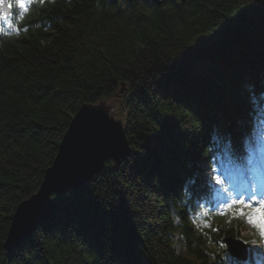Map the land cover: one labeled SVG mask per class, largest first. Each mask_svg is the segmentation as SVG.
Segmentation results:
<instances>
[{
	"label": "trees",
	"instance_id": "obj_1",
	"mask_svg": "<svg viewBox=\"0 0 264 264\" xmlns=\"http://www.w3.org/2000/svg\"><path fill=\"white\" fill-rule=\"evenodd\" d=\"M52 3L0 40V264H232L223 236L262 253L211 192L264 143V0ZM102 99L126 116L130 154L52 195L51 217L7 253L73 113Z\"/></svg>",
	"mask_w": 264,
	"mask_h": 264
},
{
	"label": "water",
	"instance_id": "obj_2",
	"mask_svg": "<svg viewBox=\"0 0 264 264\" xmlns=\"http://www.w3.org/2000/svg\"><path fill=\"white\" fill-rule=\"evenodd\" d=\"M112 108L107 107L106 102L83 104L73 115L38 191L20 203L11 217L4 242V248L5 244L9 245L6 251L48 220L56 207L49 199L50 194L60 196L61 192L88 185L103 170L105 161L112 160L116 169L129 155L123 133L124 121L115 117ZM225 241L231 246L230 240Z\"/></svg>",
	"mask_w": 264,
	"mask_h": 264
},
{
	"label": "snow or ice",
	"instance_id": "obj_3",
	"mask_svg": "<svg viewBox=\"0 0 264 264\" xmlns=\"http://www.w3.org/2000/svg\"><path fill=\"white\" fill-rule=\"evenodd\" d=\"M33 2L34 0H0V21L4 25V27H0V32H4L5 29L18 32L19 28L13 23L11 10L13 8L19 9L20 12L17 19H23L24 14L29 11V6ZM39 2L44 3L45 0H39ZM216 182L220 183L218 178ZM252 191L253 195L247 198L242 193L228 197L216 206V214L220 216L244 217L245 222L252 225L257 230L259 237L264 239V196L257 197L254 188ZM204 214L207 215V212ZM203 227L210 228L211 225L205 221ZM212 231H219V229H212ZM221 247L227 248V244L221 243ZM226 258L232 264H241L237 258L229 254H226ZM243 264H264V253L256 252L255 255L246 259Z\"/></svg>",
	"mask_w": 264,
	"mask_h": 264
},
{
	"label": "bare ground",
	"instance_id": "obj_4",
	"mask_svg": "<svg viewBox=\"0 0 264 264\" xmlns=\"http://www.w3.org/2000/svg\"><path fill=\"white\" fill-rule=\"evenodd\" d=\"M53 2V0H45V2L44 3H40L39 2V0H34V2L29 6V11L27 12V13H25L24 14V17H23V19H17V17L19 16V12H20V10L19 9H17V8H13L12 10H11V16H12V20H13V23L19 28V31L17 32V31H12V30H8V29H5V31L4 32H0V40L1 39H4V38H22L25 34H26V31L27 30H29V26L28 25H25L24 24V19L32 12V9L35 7V6H42V7H39V9L40 8H44V7H47L48 5H50V4H48V3H52ZM45 4H48V5H45ZM53 4V3H52ZM93 4H94V6L95 7H98L99 5H98V1H94L93 2ZM107 4H109V3H107V2H103V5L104 6H106L107 7ZM45 5V6H44ZM36 11H38V9L36 10ZM35 11V12H36ZM48 22H45L44 24H43V26L44 25H46ZM0 27H4V25H3V22L2 21H0ZM98 102H106V99H102V100H100V101H98ZM98 102H96V103H83V104H92V105H95V104H97ZM111 102H112V104L110 103V102H106V104H107V107H109V108H116V106H118V105H116V102H114L113 100H111ZM82 104V105H83ZM116 105V106H115ZM81 106V105H80ZM112 108V109H113ZM127 110V104L125 103L123 106H122V109H120V110ZM113 115V114H112ZM117 118H119L120 120H121V122H123L124 120L121 118V117H119V116H116ZM125 118H126V116H125ZM124 118V119H125ZM122 126H123V133H124V138H125V140H126V142H127V145H128V147H129V154H130V152H131V148H130V146H129V143H128V139H127V136H126V133H125V130H126V119H125V122H124V124H122ZM118 129V128H117ZM58 147V146H57ZM57 151H58V149H57ZM57 154V153H56ZM128 157V156H127ZM126 157V158H127ZM125 158V159H126ZM53 161H54V159L52 160V163H53ZM109 161H112V160H109ZM121 162L122 161H120V163H119V165L121 164ZM118 165V166H119ZM105 166V165H104ZM118 168V167H117ZM116 168V169H117ZM103 169H104V167H103ZM87 172H89V170L88 169H85ZM97 177V176H96ZM95 177V178H96ZM94 178V179H95ZM41 184V183H40ZM40 187V186H39ZM62 193V195L64 194V192H61ZM49 199H50V201L51 202H54V204L56 205V207H57V203H56V201H54V198L52 197V195L50 194L49 195ZM194 202H196V201H194ZM55 207V208H56ZM53 212H54V210H53ZM52 212V213H53ZM52 215V214H51ZM49 219V218H48ZM47 221V220H46ZM45 221V222H46ZM43 224V223H42ZM41 224V225H42ZM10 227V226H9ZM9 230V229H8ZM7 238V237H6ZM27 238H25V239H23V240H21L19 243H18V245H20L24 240H26ZM6 240V239H5ZM18 245H16L15 247H13L12 249H7V251L5 250V248H7L9 245H7L6 246V244H5V248H4V250L7 252V253H10V252H12ZM3 247H4V244H3ZM8 250H10V251H8Z\"/></svg>",
	"mask_w": 264,
	"mask_h": 264
},
{
	"label": "rangeland",
	"instance_id": "obj_5",
	"mask_svg": "<svg viewBox=\"0 0 264 264\" xmlns=\"http://www.w3.org/2000/svg\"><path fill=\"white\" fill-rule=\"evenodd\" d=\"M200 67V69L198 68V64L197 63H195V68H196V70L198 71V69L199 70H207V72H210V68L206 65V66H204V64H203V66H199ZM106 102H110L111 104H112V102H111V100L110 99H106ZM116 106V105H115ZM79 109V108H78ZM78 109H76V111L78 110ZM74 113H76V112H74ZM74 113H73V115H74ZM114 115H115V117H116V115H119L123 120H124V122H125V115L123 114V113H119V110H118V107L116 106V108H114ZM125 118V119H124ZM61 141V140H60ZM60 143V142H59ZM59 145V144H58ZM257 153H259L260 155H261V157L264 159V150L263 149H259V150H257L256 151ZM255 152V153H256ZM253 158H255V159H258L257 158V156L253 153L251 156H250V160L252 161V159ZM124 161V160H123ZM251 161H250V163H251ZM108 162V160L107 161H105V163L104 164H106ZM252 166V165H251ZM47 168H49V167H47ZM47 168L45 169V171L47 170ZM45 171H44V175H45ZM60 185H62V183H59ZM60 187V186H59ZM59 187H57V188H59ZM263 188H264V186H263ZM39 189V188H38ZM38 191V190H37ZM36 191V192H37ZM35 192V193H36ZM35 193H33V194H35ZM258 193V192H257ZM259 196L258 197H262V196H264V192H261V190L259 191ZM26 200V199H25ZM24 201V200H23ZM22 201V202H23ZM22 202H20V203H22ZM20 203L17 205V207L20 205ZM17 209V208H16ZM56 209V208H55ZM54 209V210H55ZM16 211V210H15ZM15 213V212H14ZM50 217H51V215H50ZM49 217V218H50ZM7 234H8V232H7ZM261 239V238H260ZM261 241H262V244H263V247H264V239H261Z\"/></svg>",
	"mask_w": 264,
	"mask_h": 264
}]
</instances>
